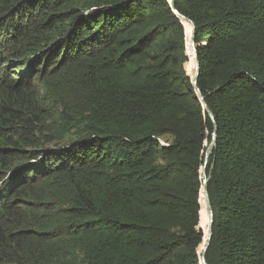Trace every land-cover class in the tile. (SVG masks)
Segmentation results:
<instances>
[{
  "label": "trees",
  "instance_id": "obj_1",
  "mask_svg": "<svg viewBox=\"0 0 264 264\" xmlns=\"http://www.w3.org/2000/svg\"><path fill=\"white\" fill-rule=\"evenodd\" d=\"M174 7L0 0V264H201L213 140L206 262L264 264V0Z\"/></svg>",
  "mask_w": 264,
  "mask_h": 264
},
{
  "label": "water",
  "instance_id": "obj_2",
  "mask_svg": "<svg viewBox=\"0 0 264 264\" xmlns=\"http://www.w3.org/2000/svg\"><path fill=\"white\" fill-rule=\"evenodd\" d=\"M170 3H171L172 9L175 11V13L179 17L184 18V19H187L188 21H190L192 23V21L190 19H188L187 17H185L184 15H182L181 13H179L175 9V7H174V0H170ZM193 29H194V26H193ZM191 45H192V47H193V49L195 51V55H196V47H195V42H194V31H193L192 36H191ZM196 61L198 62V58H196ZM199 72H200V69H199V67H197L196 72H195V75H194V78H193V85L195 86L196 91H197V94H198L199 98L201 99V101L203 103V106H204L205 111L209 114L210 118L215 122V118L213 116V113L207 107L206 102H205V98L201 94V91H200V89L197 86V76H198ZM215 130L217 131V125L216 124H215ZM214 143H215V140H213V142L208 146V148L206 150V153H205V163H204L203 171H202L203 191H204L205 200H206L207 207H208L209 226H208L207 239H206V242H205V245H204V248H203V252L201 254V264H207V262H206V252H207V249L209 248V245H210V242H211L212 228H213V210H212L211 205H210V198H209L208 187H207L208 176H207V173H206V169L205 168H206L207 162L209 160V156H210V154L212 152V145ZM24 165H25V162H20L19 164H17L14 167H12L7 172V174H8L7 177L13 175V173H15L19 168H21Z\"/></svg>",
  "mask_w": 264,
  "mask_h": 264
},
{
  "label": "rangeland",
  "instance_id": "obj_3",
  "mask_svg": "<svg viewBox=\"0 0 264 264\" xmlns=\"http://www.w3.org/2000/svg\"><path fill=\"white\" fill-rule=\"evenodd\" d=\"M4 54V55H3ZM5 54H8L7 52H4V53H2V58H1V60H0V66L4 63V64H6V65H8L7 63L11 60V58H13V57H11L10 55L9 56H7V55H5ZM19 63V64H18ZM18 64V66H17V69L19 70V66H24L23 64H21V62L19 61V62H17L16 64H11L10 66H9V68L7 67V70L8 69H13L12 68V66H15V65H17ZM6 67H4V68H6ZM40 70H41V72H42V74H41V76H40V73L39 72H37V73H35L34 75H33V77L31 78L32 80L31 81H35V82H32L35 86H37L38 87V89H39V91H40V93H41V95H43L44 93H48V91H49V87L47 86V84L45 83V81H44V79H47V78H49L48 77V66H46V67H44V65L41 63V65H40ZM18 72V71H17ZM10 73H11V78H15V79H17V73H16V71H10ZM24 75H26V74H24ZM34 87V86H33ZM2 138H6L5 136H2ZM40 139H42V137L40 138ZM73 139V136H67L62 142H59V143H51L50 145H48V146H46V147H52V148H55V147H57V146H59V145H64L65 143H68V142H70L71 140ZM159 144H161V145H164V144H166V141L165 140H160L159 141ZM25 147L26 146H24L23 144H20L19 145V147H17V151L18 152H21L22 153V150L23 149H25ZM23 151H28V149L27 150H23ZM16 162L14 163V166L15 165H17V164H19L20 162H22L20 159H16L15 160ZM7 173H5V177L7 178Z\"/></svg>",
  "mask_w": 264,
  "mask_h": 264
}]
</instances>
